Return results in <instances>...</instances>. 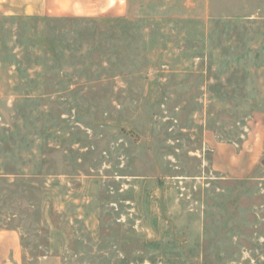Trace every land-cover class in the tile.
Wrapping results in <instances>:
<instances>
[{
	"label": "rangeland",
	"instance_id": "rangeland-1",
	"mask_svg": "<svg viewBox=\"0 0 264 264\" xmlns=\"http://www.w3.org/2000/svg\"><path fill=\"white\" fill-rule=\"evenodd\" d=\"M0 15V231L22 264H264V0Z\"/></svg>",
	"mask_w": 264,
	"mask_h": 264
},
{
	"label": "crops",
	"instance_id": "crops-1",
	"mask_svg": "<svg viewBox=\"0 0 264 264\" xmlns=\"http://www.w3.org/2000/svg\"><path fill=\"white\" fill-rule=\"evenodd\" d=\"M124 0H0V15H98L111 8L121 11ZM264 155V134L260 123L248 128L240 144L217 142L212 166L227 178H246ZM23 248L16 231H0V264H22Z\"/></svg>",
	"mask_w": 264,
	"mask_h": 264
}]
</instances>
